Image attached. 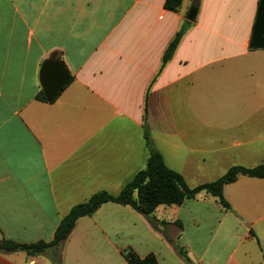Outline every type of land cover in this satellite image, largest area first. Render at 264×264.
Masks as SVG:
<instances>
[{
    "label": "crops",
    "instance_id": "1",
    "mask_svg": "<svg viewBox=\"0 0 264 264\" xmlns=\"http://www.w3.org/2000/svg\"><path fill=\"white\" fill-rule=\"evenodd\" d=\"M0 0V236L50 242L69 210L120 192L148 158L146 128L190 188L264 163V0ZM194 11L191 22L187 21ZM189 25L170 60L162 55ZM68 79L37 99L42 64ZM229 209L198 196L159 206L153 228L114 203L79 218L59 264H264V178L223 187ZM181 248L188 259L178 253ZM0 253V264H53Z\"/></svg>",
    "mask_w": 264,
    "mask_h": 264
},
{
    "label": "trees",
    "instance_id": "2",
    "mask_svg": "<svg viewBox=\"0 0 264 264\" xmlns=\"http://www.w3.org/2000/svg\"><path fill=\"white\" fill-rule=\"evenodd\" d=\"M180 6L181 0L164 1V8L171 12H177ZM188 25V22H184L166 47L161 58V67L170 60ZM37 99L43 102L46 101L42 91H40ZM144 137L148 150L146 166L143 170L137 172L118 194L112 195L105 191H99L86 202L73 206L61 219L50 242L39 241L31 244H18L0 236V253L24 252L29 257H37L50 251L53 264H59L62 246L74 230L77 220L82 217L93 216L103 204L114 203L128 207L142 215L151 227L157 229L158 225H164L152 217L153 212L159 206H180L187 200L204 195L214 198L219 206L228 210L229 205L223 197V187L225 185L233 183L240 175L251 178H264V163L253 168L233 166L217 180L190 188L178 173L166 167L159 152L153 148L146 128H144ZM177 251L185 261H188L185 252L181 248H177ZM121 256L127 264H157L153 255L139 258L130 249L122 250Z\"/></svg>",
    "mask_w": 264,
    "mask_h": 264
},
{
    "label": "water",
    "instance_id": "3",
    "mask_svg": "<svg viewBox=\"0 0 264 264\" xmlns=\"http://www.w3.org/2000/svg\"><path fill=\"white\" fill-rule=\"evenodd\" d=\"M194 11H190L187 21L191 22ZM68 79L65 65L54 59L45 61L40 69L39 83L46 101H52L65 86Z\"/></svg>",
    "mask_w": 264,
    "mask_h": 264
}]
</instances>
